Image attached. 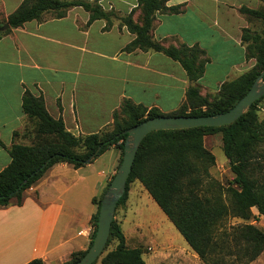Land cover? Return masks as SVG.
<instances>
[{
	"label": "crops",
	"instance_id": "obj_1",
	"mask_svg": "<svg viewBox=\"0 0 264 264\" xmlns=\"http://www.w3.org/2000/svg\"><path fill=\"white\" fill-rule=\"evenodd\" d=\"M21 2L0 0V19ZM98 2L115 13L108 30L103 29V19L87 25L89 13L76 6L62 18L27 21L0 39V171L11 160L7 148L23 139L20 134L13 138V132H21L28 119L21 106L25 90L42 95L49 114L61 118L75 136L110 127L112 113L124 99L163 113L177 110L185 101L189 81L178 61L159 51L124 50L134 34L120 25L119 17L128 14L136 0ZM181 3L185 5L181 13L157 14L153 36L165 45L197 44L206 51L209 61L198 80L201 94L217 91L222 82L254 64V58L245 56L241 34L243 28L254 30L258 20L247 19L238 8H258L261 0L168 1ZM261 113L264 116V105ZM112 149L117 151L112 162L97 170L95 162ZM118 157L112 146L80 167L55 163L25 189L20 203L13 199L1 206L0 264H24L35 258L62 264L73 252L85 250L93 232V198L115 173ZM79 186L92 193L87 208L69 200ZM115 218L127 246L140 247L136 240L130 245L123 230L126 209Z\"/></svg>",
	"mask_w": 264,
	"mask_h": 264
},
{
	"label": "trees",
	"instance_id": "obj_2",
	"mask_svg": "<svg viewBox=\"0 0 264 264\" xmlns=\"http://www.w3.org/2000/svg\"><path fill=\"white\" fill-rule=\"evenodd\" d=\"M168 1L136 0L137 5L128 14L119 17L120 25L126 26L134 34L124 50L159 51L178 61L189 81L185 101L177 110L163 113L155 107L148 109L130 99H124L112 113L111 130L75 136L65 128L61 118L56 119L49 114L42 95L36 96L25 90L22 110L28 120L35 122V126L31 131L26 127L22 133L14 131L13 138L19 134L32 135V142H13L7 148L11 160L0 171V207L7 206L13 199L20 203L25 189L55 163L67 162L80 167L112 146L122 154L127 136L124 131L133 125L161 115L200 116L224 112L248 91L264 69V27L261 32L249 27L242 29L241 41L245 45V56L254 58L255 62L237 77L222 82L218 93L210 100L208 94H201L198 84L209 61L206 51L197 44L165 45L153 36L157 14L184 11L183 3L169 5ZM261 1L264 4V0ZM76 6L89 13L87 25L103 19V29L111 27L115 13L104 9L98 0H22L12 13L0 19V39L27 21L62 18ZM238 10L247 19L261 20L264 24V6L249 8L241 5ZM5 23L9 25L8 28H3ZM263 105L264 95L229 125L156 130L147 134L138 147L125 192L117 206L127 200L129 184L138 180L205 264H249L254 261L264 251V230L251 223L224 229H221V224L227 216L249 221L253 217V208L256 210L253 218L264 217ZM215 133L221 134L222 151L234 174L235 186L226 189L228 204L224 202L221 192L213 189L210 181L208 187L203 189L204 183L210 178L209 168L215 162L214 155L205 147L204 138ZM91 155H94L93 159L87 162ZM45 162L46 165L42 167ZM109 183L98 202L97 198H93L96 212L92 216L94 230L88 247L92 244L97 228L101 197ZM112 241L115 242L114 247L98 257L102 264H145L142 248L127 246L125 235L115 217L106 247ZM88 247L73 252L70 261L62 264L75 262ZM24 264L44 262L35 258Z\"/></svg>",
	"mask_w": 264,
	"mask_h": 264
},
{
	"label": "rangeland",
	"instance_id": "obj_3",
	"mask_svg": "<svg viewBox=\"0 0 264 264\" xmlns=\"http://www.w3.org/2000/svg\"><path fill=\"white\" fill-rule=\"evenodd\" d=\"M262 6H264V4H262ZM263 27L264 24L262 21L258 20L254 26V31L261 32ZM217 93L218 90L206 94H208L209 99L212 100ZM34 126V121L28 119L25 121V127L29 131H31ZM23 129L21 130V133L23 132ZM111 129L112 125L106 130L109 131ZM22 138L23 139L20 140L21 143L30 144L32 142V135L22 136ZM204 144L205 147L214 155L215 162L209 168L210 178H208L204 183L203 189L208 187L210 181L213 189L221 192L224 202L228 204L229 199L226 189L230 186H235L233 181L234 174L231 172L229 162L222 151L221 134L215 133L213 135L205 136ZM116 152L117 151L114 149L106 151L104 156L95 162L94 167L97 168V170L107 168L109 163L112 162ZM122 155L123 153L120 154L119 151L118 164L115 172L121 163ZM114 174L111 176L108 182L111 181ZM73 193L75 195L69 197V200L78 205L79 208H87L91 205L90 196L92 193L89 192L87 188H82L79 186L78 189H74ZM101 194L102 192L96 196V202H98ZM74 200L76 202H74ZM122 208L126 209V221L124 223L123 230L129 239L130 245H133L132 240L139 242L138 244L143 250L142 257L145 264H205L187 244L183 236L177 231L172 222L167 218V216L163 213L157 203L147 193L138 180H135L129 184L127 200L124 204L117 206L115 216ZM254 213H256V210L253 208V217L255 215ZM255 218L256 223L244 222L245 220L235 216H227L222 221L221 229L241 223H251L264 230V218ZM115 219L118 221L117 218ZM91 223L93 225V231L94 221L92 220ZM114 245L115 242H110L103 253L112 249ZM70 259L71 257H69V259L65 262L70 261ZM94 264H102L100 258L97 259ZM249 264H264V251L254 260V262L252 261Z\"/></svg>",
	"mask_w": 264,
	"mask_h": 264
},
{
	"label": "water",
	"instance_id": "obj_4",
	"mask_svg": "<svg viewBox=\"0 0 264 264\" xmlns=\"http://www.w3.org/2000/svg\"><path fill=\"white\" fill-rule=\"evenodd\" d=\"M8 27L7 23L3 25V28ZM262 95H264V69L256 77L248 91L227 111L200 116L161 115L146 119L127 128L124 131L127 136L124 142L121 163L101 198L97 216V228L92 244L81 258L71 264H93L103 253L110 235V228L115 216L117 203L125 192L127 179L132 170L138 147L147 134L156 130H178L198 126L219 127L229 125L244 114L252 103ZM93 157L94 155H91L87 162L91 161Z\"/></svg>",
	"mask_w": 264,
	"mask_h": 264
},
{
	"label": "built area",
	"instance_id": "obj_5",
	"mask_svg": "<svg viewBox=\"0 0 264 264\" xmlns=\"http://www.w3.org/2000/svg\"><path fill=\"white\" fill-rule=\"evenodd\" d=\"M257 217H261V216H257ZM262 218H264V217H262ZM244 222H254V223H256V218H252L249 221L245 220Z\"/></svg>",
	"mask_w": 264,
	"mask_h": 264
}]
</instances>
